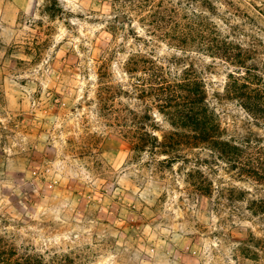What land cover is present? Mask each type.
Returning <instances> with one entry per match:
<instances>
[{
  "label": "rangeland",
  "instance_id": "obj_1",
  "mask_svg": "<svg viewBox=\"0 0 264 264\" xmlns=\"http://www.w3.org/2000/svg\"><path fill=\"white\" fill-rule=\"evenodd\" d=\"M170 1L183 14L212 12L226 35L232 30L224 22L247 32L233 42L257 34L264 59V0ZM135 2L58 0L64 13L52 17L49 0H0V264L28 256L46 264H264V179L207 149L174 161L159 150H133L126 130L135 131V112L146 109L135 94L98 109L100 60L108 58L106 74L125 91L154 74L151 66L164 67L168 80L192 67L221 138H250L264 149V123L224 97L237 69L205 51L185 58L156 36L145 47L134 33L150 39L142 20L150 7ZM121 13L129 24L116 30ZM138 50L151 71L127 68ZM174 57L183 61L169 69ZM119 112L130 119L119 122ZM151 114L161 130L171 129L157 110ZM152 124L143 127L151 133ZM163 131L155 134L161 139Z\"/></svg>",
  "mask_w": 264,
  "mask_h": 264
},
{
  "label": "trees",
  "instance_id": "obj_2",
  "mask_svg": "<svg viewBox=\"0 0 264 264\" xmlns=\"http://www.w3.org/2000/svg\"><path fill=\"white\" fill-rule=\"evenodd\" d=\"M49 1L51 4L45 6L47 14L56 17L58 13H64L58 0ZM134 1L140 10L150 7L147 16H144L146 18L142 20L147 21L151 28L147 30L151 33L147 34L150 35L147 36L150 39H143L139 34L134 33L135 40L145 47H149L154 44L153 36H156L155 41H167L169 48L183 53L185 58H191L189 56L191 53L205 51L211 53L213 57L224 60L225 63L237 69L228 75L224 97L237 101L256 124L264 123V59L258 50L261 41L256 37L257 34L251 35L254 39L249 43H244L241 40L233 42L231 37L239 39L240 36H247V32L244 34L243 30L237 26H230L228 22L223 21L232 30L231 34L226 35L214 21L215 15L212 12L207 15L206 12L194 9L189 14H183L167 5L171 4L170 0L167 3L165 0H114L115 6L118 8H125L126 2L134 3ZM196 1L199 2V0ZM206 3L211 5L209 1ZM113 23L116 25V30H123L129 24V18L121 13L115 15ZM194 49H199V51ZM116 53L112 49L111 56ZM100 61L102 62L99 68L100 81L96 93L100 112L114 109L112 103L123 96L132 100L135 94V99L146 103L143 114L135 112V125L139 124V126L135 128V131L126 130V133L135 140L133 150L140 152L148 148L152 153L159 150L160 153L169 156L174 161L181 158V153L185 151L207 149L212 154H217L222 161L231 166V169H239L242 173L252 177L256 176L261 180L264 179V172H262V170L264 171V159L262 158L264 149L252 145L253 142L250 141V138L241 140L221 138L219 117L208 101L204 79L196 76L192 67L190 70L184 71L180 77L175 76L168 80L167 76L163 74L164 67L151 66L154 74H149V78L146 80L136 78L135 87L130 91H125L112 84L111 75L106 74L108 58ZM182 61L181 57H174L171 61L167 60L170 64H168V68L171 69V65H178ZM149 62V57L147 58L141 50H138L128 60L127 68L134 71V67L139 66L144 67L141 69L142 72H148V70L151 71V68H145V66ZM135 72L137 71L135 70ZM153 110H157L164 117L171 128L170 130L160 129L151 114ZM130 113L134 115L133 110H130ZM115 119L119 122H127L130 117L127 114L120 115L119 112ZM146 121L153 123V132L150 133L143 127ZM155 131H163L161 139L155 134ZM125 136L127 135L125 134ZM245 156L247 158L250 156L249 160L244 161ZM202 184L200 182L199 187L203 191L207 190ZM258 208L264 211V200H259ZM24 264L46 263L40 258L28 256Z\"/></svg>",
  "mask_w": 264,
  "mask_h": 264
}]
</instances>
